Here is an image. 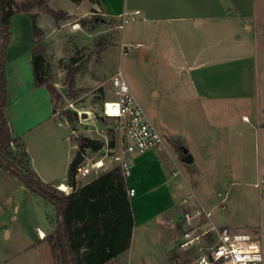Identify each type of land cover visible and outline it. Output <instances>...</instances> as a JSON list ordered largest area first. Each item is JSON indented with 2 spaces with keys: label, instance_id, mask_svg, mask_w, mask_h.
Wrapping results in <instances>:
<instances>
[{
  "label": "crops",
  "instance_id": "obj_1",
  "mask_svg": "<svg viewBox=\"0 0 264 264\" xmlns=\"http://www.w3.org/2000/svg\"><path fill=\"white\" fill-rule=\"evenodd\" d=\"M46 2L51 8L56 0ZM56 10H92L113 21L125 16L123 24L129 17L141 23L148 43L141 62L150 61L153 49H162L159 60L166 76L177 81L175 100L193 105L187 137L161 124L157 130L164 147L132 158L131 174L124 179L132 216L129 245L104 264H138L141 255L160 254L152 244L157 236L167 240L160 243L163 255L172 250V225L182 215L181 203L190 199L194 204L189 192L211 211L217 227H229L228 208L241 202L252 208L260 229H233L257 232L263 250L264 195L254 183L264 174V0H67L65 8ZM36 15L31 10L10 20L4 114L28 156L29 169L42 183L69 189L78 148L69 125L55 117L47 89L35 83ZM36 24L41 26L38 17ZM120 43L130 45L122 38ZM172 143H178L179 153ZM183 149L192 158L187 169L177 163L184 164ZM110 171L106 167L91 174L76 188ZM216 211L225 219L216 217ZM56 228L54 208L0 167V264H55L48 238Z\"/></svg>",
  "mask_w": 264,
  "mask_h": 264
},
{
  "label": "rangeland",
  "instance_id": "obj_2",
  "mask_svg": "<svg viewBox=\"0 0 264 264\" xmlns=\"http://www.w3.org/2000/svg\"><path fill=\"white\" fill-rule=\"evenodd\" d=\"M75 2L78 3L79 0ZM66 5L67 0H56L52 3L51 8L54 11H61L64 14L63 19L58 22L54 21L42 8H34L32 11L37 12L34 17L35 23L38 17L41 24L37 27L42 33L39 43L44 50V64L39 77L54 88L56 93L53 96L55 117L66 122L75 132L72 134L74 140L79 137L102 140L95 132L100 129L108 130V135H110L113 122L102 117V109L104 103L109 101L112 95L110 79L115 72L120 70L153 125L158 128L159 125L166 124L172 132L180 134L182 138L187 137L188 125L194 120L193 113L190 111L193 105L187 100V103L175 100L177 81L166 76V71L159 60L163 55L162 49H153L150 61L141 62V55L148 48L141 23L133 22L129 17L123 24V18L113 21L104 18L100 12L92 10H85L84 13L78 10L73 12L74 14L56 10V8L63 9ZM121 38L132 46L141 43L144 47L134 48L132 52H124L121 55ZM71 114H76L77 117L69 121L67 117ZM259 140L256 132V149ZM172 145L174 151L179 153L178 143H172ZM11 152L17 160L23 162L26 168V160L23 159L22 151L11 149ZM88 155L91 153L89 152ZM177 163L182 169H187V165ZM80 183L78 180L77 185ZM248 190V193L252 194L255 199L257 192L253 188ZM189 194L192 196V202L197 204L196 198L191 192ZM257 196L258 194L255 196L256 199ZM139 208L141 209V204ZM182 209L181 217L172 225L176 240L174 248L163 255L160 243H166L167 240L165 238L161 240L157 236L152 244L156 250L159 249L160 254L141 255L138 264H194L202 251L214 243V236L209 234L193 249L187 251L179 249L178 236L181 235L182 230L180 221L183 216L190 213V210ZM193 210L190 213L191 216ZM252 214L253 209L242 202L228 208L227 226L259 230L260 225ZM223 215L217 211L215 213L216 217ZM224 219L220 218L221 221ZM193 223L194 227H199L202 226L204 220L200 216L199 219L194 218ZM262 236L264 258V229Z\"/></svg>",
  "mask_w": 264,
  "mask_h": 264
},
{
  "label": "trees",
  "instance_id": "obj_3",
  "mask_svg": "<svg viewBox=\"0 0 264 264\" xmlns=\"http://www.w3.org/2000/svg\"><path fill=\"white\" fill-rule=\"evenodd\" d=\"M71 1L76 3L75 0ZM34 8L44 9L56 22L64 16L61 11L49 8L46 0H22L20 3L14 0H0V167L54 208L57 228L48 241L55 264H104L126 250L129 245L132 216L130 205L125 198V182L122 175L116 170H111L77 189L73 179L74 167L79 161L77 153L71 163L68 177L73 191L65 195L42 183L29 169L28 156L19 139L13 138L5 119L4 64L10 37V20L13 15L29 13ZM32 22L35 38L32 50L35 83L38 87L44 86L53 100L56 95L54 88L39 77L44 64V50L39 43L42 33L34 17ZM76 117V114H71L67 119L72 121ZM75 142L78 149L98 151L102 146L100 141L86 137H79ZM109 145L112 147L113 143L110 142ZM11 149L22 151L26 168L22 161L16 159Z\"/></svg>",
  "mask_w": 264,
  "mask_h": 264
},
{
  "label": "built area",
  "instance_id": "obj_4",
  "mask_svg": "<svg viewBox=\"0 0 264 264\" xmlns=\"http://www.w3.org/2000/svg\"><path fill=\"white\" fill-rule=\"evenodd\" d=\"M122 18L124 19V16ZM133 49L131 45L121 44L123 53L132 52ZM110 86L112 95L110 100L104 103L102 117L113 122L111 133L108 135V130H95L102 138L98 140L102 144L98 151L87 148L77 149L79 161L73 171L75 188L78 180L86 179L91 174H99L106 167L118 171L126 179L131 174L132 158L135 155L164 147L162 136L133 95L121 70L111 77ZM80 122L82 123V120ZM71 133L75 132L71 130ZM110 142L113 143L112 147L109 145ZM89 152L91 155H88ZM254 187L264 195V174L258 176ZM56 189L65 195L73 191L71 186L67 188L68 192L62 191L61 185ZM133 194L134 190L129 189L128 195ZM181 206L185 211L190 210V213L194 210L192 216L188 213L180 221L182 230L179 249L191 250L209 234L215 238L214 243L202 251L194 264L264 263L262 242L257 232L217 227L211 221V211L205 210L199 203L192 204L190 199H184ZM200 216L204 223L202 226L194 227V218L199 219Z\"/></svg>",
  "mask_w": 264,
  "mask_h": 264
},
{
  "label": "water",
  "instance_id": "obj_5",
  "mask_svg": "<svg viewBox=\"0 0 264 264\" xmlns=\"http://www.w3.org/2000/svg\"><path fill=\"white\" fill-rule=\"evenodd\" d=\"M182 154H183V159H182V162L184 163V164H191V162H192V158H191V156L188 154V152H187V150L186 149H183L182 150Z\"/></svg>",
  "mask_w": 264,
  "mask_h": 264
},
{
  "label": "bare ground",
  "instance_id": "obj_6",
  "mask_svg": "<svg viewBox=\"0 0 264 264\" xmlns=\"http://www.w3.org/2000/svg\"><path fill=\"white\" fill-rule=\"evenodd\" d=\"M61 190H62V191H65V192H68V189L65 188L64 186H63V187L61 186ZM211 217H212V215H211Z\"/></svg>",
  "mask_w": 264,
  "mask_h": 264
}]
</instances>
